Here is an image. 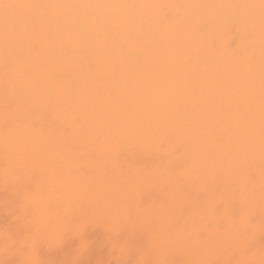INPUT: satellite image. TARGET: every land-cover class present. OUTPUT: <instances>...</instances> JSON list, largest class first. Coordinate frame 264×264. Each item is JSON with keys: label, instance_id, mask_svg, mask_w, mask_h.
Segmentation results:
<instances>
[{"label": "bare ground", "instance_id": "obj_1", "mask_svg": "<svg viewBox=\"0 0 264 264\" xmlns=\"http://www.w3.org/2000/svg\"><path fill=\"white\" fill-rule=\"evenodd\" d=\"M0 264H264V0H0Z\"/></svg>", "mask_w": 264, "mask_h": 264}]
</instances>
